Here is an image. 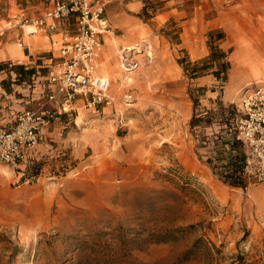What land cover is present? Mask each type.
Listing matches in <instances>:
<instances>
[{
	"label": "rangeland",
	"instance_id": "rangeland-1",
	"mask_svg": "<svg viewBox=\"0 0 264 264\" xmlns=\"http://www.w3.org/2000/svg\"><path fill=\"white\" fill-rule=\"evenodd\" d=\"M126 1L107 0L105 6ZM142 1L138 12L123 11L149 23L156 42L163 38L171 53L148 54L149 41L123 49V71V55L138 62L130 84L120 86L114 103L102 111L80 108L57 120L56 135L37 146L38 174L0 162V264H235L237 256L249 263L264 255V180L247 176L246 188L224 183L203 161L207 149L196 148L189 126L190 89L205 88L193 91L200 107H209L218 95L237 107L244 88L264 78V46L253 53L247 46L264 31V4L226 0L206 9L202 4L206 25L217 24L211 29L225 34L219 47L228 52L230 66L222 81L212 73L190 78L178 63L184 56L196 62L209 54L211 29L205 33L208 53L191 59L176 45L175 21L149 20L162 1ZM193 1L204 3H185ZM110 24L106 34L121 36ZM8 26L0 39L16 46L20 29L17 36ZM41 56L37 69L44 85L52 52ZM58 60L53 57L52 64ZM173 60L181 68L179 79ZM127 93L134 97L130 105L123 100ZM21 97L20 88L15 98L0 97L7 121L13 117L8 106L15 113L36 106H25ZM190 224L196 226L184 229ZM163 231L168 241L159 240Z\"/></svg>",
	"mask_w": 264,
	"mask_h": 264
},
{
	"label": "built area",
	"instance_id": "built-area-1",
	"mask_svg": "<svg viewBox=\"0 0 264 264\" xmlns=\"http://www.w3.org/2000/svg\"><path fill=\"white\" fill-rule=\"evenodd\" d=\"M106 2L53 0L38 15L30 16L21 12L18 27L22 36L55 31L60 22L68 18H74L75 24L72 33L61 41L57 57L59 60L53 64V57L48 60V66L52 68L44 76L45 100H39L36 106L19 109L16 113L10 106L13 117L8 121L3 115L4 105L0 102V162L24 168L33 162L46 127L59 120L61 114L69 117L80 106L99 112L114 103L115 98L109 93L108 80L95 72L96 57L103 46L102 37L111 30L105 16ZM17 44L23 46L22 41ZM122 57L125 71L137 66L138 62L129 59V56ZM1 71L7 72L5 68ZM35 84L34 79L23 87ZM14 86L11 93L13 98L15 89H21V84ZM123 100L126 105H130L134 97L132 93H127ZM48 101L54 102L55 106L48 107ZM237 110L240 113L237 120L239 137L246 148L244 174L264 180V84L245 87Z\"/></svg>",
	"mask_w": 264,
	"mask_h": 264
},
{
	"label": "crops",
	"instance_id": "crops-1",
	"mask_svg": "<svg viewBox=\"0 0 264 264\" xmlns=\"http://www.w3.org/2000/svg\"><path fill=\"white\" fill-rule=\"evenodd\" d=\"M21 1V2H20ZM161 9L155 13L149 20L155 21L157 24H163L169 21H175L178 28L179 43L176 45L178 47L184 48L189 54L191 59L200 58L208 53V47L206 45L205 33L208 29L217 27V24L208 26L206 23L209 19L205 20L204 13L202 12V4L205 9L206 6L218 3H223L226 0H204V3L196 4L193 3L186 4L188 0H161ZM202 1V0H201ZM261 4H264V0H260ZM21 3V6H20ZM53 3V0H0V35L5 28V25H9L6 28H13V32H16L18 36V20L22 11L30 16H35L40 13L46 7H49ZM144 3L142 0H127L122 5H111L105 6V16L109 23L111 21L113 27L122 30V35L116 38H112L107 34H104L102 50L96 57L95 62V72L98 76H101L108 80L109 82V93L113 96H118L121 93L120 86L129 85L132 79V75L136 73L137 67H134L130 71H123L120 66V54L123 49H130L134 45H138V42L150 43L145 46L144 51L148 54H170V45L164 44V39L161 38L160 42L153 36V30L149 23L144 22L141 18L135 15H129L125 13L124 8L130 11L138 12ZM117 7V9H115ZM112 9L117 10L118 15L113 17L111 14ZM69 19L72 21L74 18H68L59 24V28L52 32H42L33 36H21V41L23 46L19 47L12 43L3 44L2 39H0V62L10 60L14 63H21L26 67H35L36 69L42 65L38 63L39 59L43 58L41 56L44 52H52V57L57 58L59 56L58 49L60 47L61 41L70 35L74 29L75 21H73V28L70 27ZM224 19V13L222 15ZM206 22V23H205ZM111 26V24H110ZM111 28V27H110ZM109 33V32H108ZM258 37L252 38L251 43H249L248 51L253 53V49L260 45L264 46V31L260 30ZM158 39V38H157ZM20 40V39H19ZM246 49V48H245ZM130 56V55H129ZM135 59V56H130ZM166 57V55H165ZM51 58V57H49ZM49 60V59H48ZM252 58L248 61H251ZM45 61V60H43ZM41 62V61H40ZM48 66V65H47ZM173 68L176 69V77L180 78V66L173 60ZM6 72L0 70V81L7 77ZM14 76V75H12ZM35 86L23 87L21 84V101L24 104L30 103L35 104L39 100H45V88L43 83L39 81V76L35 78ZM14 83H11L13 85ZM254 84H264V78L257 79L251 82L249 85ZM30 96V100L25 98V96ZM0 97L12 98L11 93L7 92L0 83ZM3 98V99H4ZM31 101V102H30ZM23 104V105H24ZM48 107H54V102H46ZM10 107V106H8ZM12 107V106H11ZM83 108L80 106L77 111ZM84 109V108H83ZM8 110V108H7ZM58 122L55 121L44 130V138L48 136L56 135Z\"/></svg>",
	"mask_w": 264,
	"mask_h": 264
},
{
	"label": "trees",
	"instance_id": "trees-1",
	"mask_svg": "<svg viewBox=\"0 0 264 264\" xmlns=\"http://www.w3.org/2000/svg\"><path fill=\"white\" fill-rule=\"evenodd\" d=\"M146 5L143 10H146ZM225 34L221 29H211L207 32L209 54L200 61L190 62L184 57L178 59V63L184 68L190 78H197L207 73H212L217 79L226 81V72L229 69L227 59L228 52L222 50L219 44L224 40ZM40 63V62H38ZM7 70V77L0 81L2 87L12 93L11 83L30 84L38 76V69L26 67L21 63L10 60L0 62V70ZM12 73H14L12 76ZM223 74V76H221ZM205 88L198 86L190 89V97L193 102V112L189 120V126L194 133L197 144L196 148H206L203 160L224 183L231 186L246 188L248 178L244 174L246 148L243 140L239 137L237 117L240 116L235 104L225 102L218 95L209 99V107H200L199 97L193 91L203 92ZM200 108V109H199ZM66 116L61 114V117ZM67 117V116H66ZM210 131V135L208 134ZM199 159L202 156L197 152ZM42 166V160L35 154L31 164L25 165L24 169L31 175L38 174ZM29 170V172H28ZM190 224L184 229L195 227ZM167 232L159 234L160 241H168ZM171 234V231H170ZM169 234V235H170ZM190 251V248L187 250ZM235 264H264V255L257 262L244 263L242 256H237Z\"/></svg>",
	"mask_w": 264,
	"mask_h": 264
}]
</instances>
